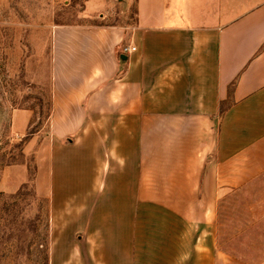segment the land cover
Here are the masks:
<instances>
[{
    "label": "crops",
    "instance_id": "obj_1",
    "mask_svg": "<svg viewBox=\"0 0 264 264\" xmlns=\"http://www.w3.org/2000/svg\"><path fill=\"white\" fill-rule=\"evenodd\" d=\"M133 1L129 29H53L36 192L84 209L72 264H222L223 191L264 173V0Z\"/></svg>",
    "mask_w": 264,
    "mask_h": 264
},
{
    "label": "rangeland",
    "instance_id": "obj_2",
    "mask_svg": "<svg viewBox=\"0 0 264 264\" xmlns=\"http://www.w3.org/2000/svg\"><path fill=\"white\" fill-rule=\"evenodd\" d=\"M86 3L0 0V264H72L77 254L86 260V234L71 225V212L84 209L71 201L53 203L35 188L38 156L47 158L44 142L51 139L53 29H129L135 22L133 0L129 8L126 0H113L96 14L87 12ZM18 111L29 114L27 125ZM214 225L222 264H264V173L223 191Z\"/></svg>",
    "mask_w": 264,
    "mask_h": 264
},
{
    "label": "built area",
    "instance_id": "obj_3",
    "mask_svg": "<svg viewBox=\"0 0 264 264\" xmlns=\"http://www.w3.org/2000/svg\"><path fill=\"white\" fill-rule=\"evenodd\" d=\"M129 48L128 47H124L123 49H122V53L123 54H129V50H128ZM134 50V49H133Z\"/></svg>",
    "mask_w": 264,
    "mask_h": 264
},
{
    "label": "trees",
    "instance_id": "obj_4",
    "mask_svg": "<svg viewBox=\"0 0 264 264\" xmlns=\"http://www.w3.org/2000/svg\"><path fill=\"white\" fill-rule=\"evenodd\" d=\"M50 112H51V94H50V101H49V114H48V117L50 116Z\"/></svg>",
    "mask_w": 264,
    "mask_h": 264
}]
</instances>
